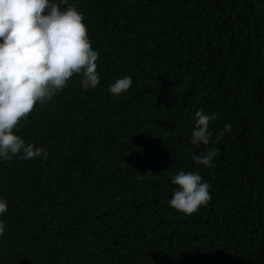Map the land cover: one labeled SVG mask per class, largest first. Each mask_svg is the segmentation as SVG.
I'll use <instances>...</instances> for the list:
<instances>
[{"label": "trees", "instance_id": "obj_1", "mask_svg": "<svg viewBox=\"0 0 264 264\" xmlns=\"http://www.w3.org/2000/svg\"><path fill=\"white\" fill-rule=\"evenodd\" d=\"M99 52L17 126L42 157L0 162V264H264V0H69ZM132 77L127 93L109 86ZM215 113L211 167L195 112ZM180 170L211 201L169 206Z\"/></svg>", "mask_w": 264, "mask_h": 264}, {"label": "clouds", "instance_id": "obj_2", "mask_svg": "<svg viewBox=\"0 0 264 264\" xmlns=\"http://www.w3.org/2000/svg\"><path fill=\"white\" fill-rule=\"evenodd\" d=\"M85 16L69 0H0V162L14 157L23 160L42 157L46 150L26 143L17 126L37 104L44 105L62 92L74 78L85 89L100 84L99 52L88 39ZM124 76L109 86L118 96L132 86ZM215 113L195 112L190 143L203 144L206 152L193 155L197 165H213L219 149L215 147L232 125L226 124L213 140L211 124ZM177 186L168 203L185 215L196 213L212 199L211 184L199 170H180L171 177ZM8 201L0 196V237L6 231Z\"/></svg>", "mask_w": 264, "mask_h": 264}]
</instances>
